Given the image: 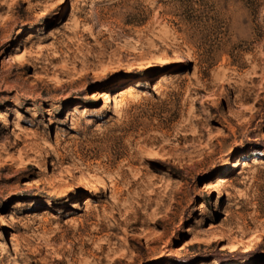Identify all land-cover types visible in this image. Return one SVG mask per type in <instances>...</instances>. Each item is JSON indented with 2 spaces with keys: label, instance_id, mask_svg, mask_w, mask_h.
Here are the masks:
<instances>
[{
  "label": "rangeland",
  "instance_id": "1",
  "mask_svg": "<svg viewBox=\"0 0 264 264\" xmlns=\"http://www.w3.org/2000/svg\"><path fill=\"white\" fill-rule=\"evenodd\" d=\"M0 264H264V0H0Z\"/></svg>",
  "mask_w": 264,
  "mask_h": 264
},
{
  "label": "bare ground",
  "instance_id": "2",
  "mask_svg": "<svg viewBox=\"0 0 264 264\" xmlns=\"http://www.w3.org/2000/svg\"><path fill=\"white\" fill-rule=\"evenodd\" d=\"M19 118V117H18ZM16 122V121H15ZM18 122V121H17ZM19 124V123H18ZM16 125V124H15Z\"/></svg>",
  "mask_w": 264,
  "mask_h": 264
}]
</instances>
